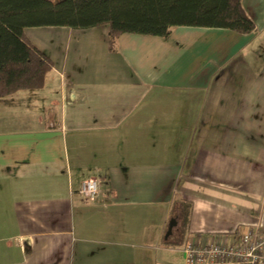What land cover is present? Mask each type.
<instances>
[{
  "label": "crops",
  "instance_id": "crops-1",
  "mask_svg": "<svg viewBox=\"0 0 264 264\" xmlns=\"http://www.w3.org/2000/svg\"><path fill=\"white\" fill-rule=\"evenodd\" d=\"M242 2L250 33L181 25L114 51L108 25L26 28L53 66L0 96V264H185L188 236L264 224V4Z\"/></svg>",
  "mask_w": 264,
  "mask_h": 264
},
{
  "label": "trees",
  "instance_id": "trees-1",
  "mask_svg": "<svg viewBox=\"0 0 264 264\" xmlns=\"http://www.w3.org/2000/svg\"><path fill=\"white\" fill-rule=\"evenodd\" d=\"M109 27V47L123 33L167 37L176 26L255 30L242 0H0V96L41 88L51 58L26 34L34 26ZM181 232H189L193 202L178 199ZM186 240V239H185Z\"/></svg>",
  "mask_w": 264,
  "mask_h": 264
},
{
  "label": "built area",
  "instance_id": "built-area-1",
  "mask_svg": "<svg viewBox=\"0 0 264 264\" xmlns=\"http://www.w3.org/2000/svg\"><path fill=\"white\" fill-rule=\"evenodd\" d=\"M79 191L86 199L97 200L101 194L99 178L83 179ZM182 250L185 264H264V224L248 225L232 240L224 234L191 235Z\"/></svg>",
  "mask_w": 264,
  "mask_h": 264
},
{
  "label": "rangeland",
  "instance_id": "rangeland-1",
  "mask_svg": "<svg viewBox=\"0 0 264 264\" xmlns=\"http://www.w3.org/2000/svg\"><path fill=\"white\" fill-rule=\"evenodd\" d=\"M262 1V3L264 4V0H261Z\"/></svg>",
  "mask_w": 264,
  "mask_h": 264
},
{
  "label": "water",
  "instance_id": "water-1",
  "mask_svg": "<svg viewBox=\"0 0 264 264\" xmlns=\"http://www.w3.org/2000/svg\"><path fill=\"white\" fill-rule=\"evenodd\" d=\"M172 223V222H171Z\"/></svg>",
  "mask_w": 264,
  "mask_h": 264
}]
</instances>
